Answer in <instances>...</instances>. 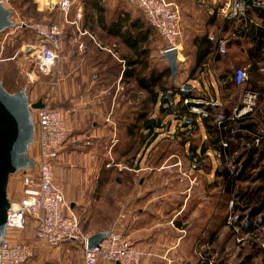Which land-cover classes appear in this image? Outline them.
I'll return each mask as SVG.
<instances>
[{"label":"crops","instance_id":"0c3cea01","mask_svg":"<svg viewBox=\"0 0 264 264\" xmlns=\"http://www.w3.org/2000/svg\"><path fill=\"white\" fill-rule=\"evenodd\" d=\"M58 2L59 0H39L37 2L38 10L51 11L57 8L56 4ZM73 2L77 6L76 12L72 17H70L72 11L70 12L67 21H65L69 25L68 27L63 26L65 31L61 42V50L62 48L64 50V60H62L63 65L58 70L61 79L57 84L60 93L56 98H53V102L56 106L54 108L62 111L61 100L64 96L69 103L68 108L73 104L78 107L79 112L76 111L77 109L75 112L73 111L76 114L72 113L70 119L69 115H66L69 134L63 146L64 148L70 145V147L76 149L70 155L66 154V157L60 155L55 167V183L63 191L67 202L70 204L71 211L80 220L82 231L85 228L84 234L89 238L110 230L124 233L131 237L138 248L145 253L144 264H171L173 260H181L184 256L189 257L190 249L185 254L182 246H186L188 243L191 245L192 234L187 236L183 235V232L188 230L189 220L201 216V214L199 215L200 210L203 208L207 210L209 206H213L211 196L214 194L215 188L210 187V184L215 180L214 173L204 175L202 171L196 170L186 157L188 154V147H186L183 150L185 164L183 165L184 162L181 161L179 170L176 173L182 175L177 180L176 188H165L164 186L163 190H151V175L144 173L147 169L150 170V167L145 168L144 166L145 161L147 163L149 161L148 155L151 147L144 148L138 154L140 167L137 170L138 173H143L139 180V185L142 188L121 200H119V197L111 195H109L110 200L103 199L107 197L109 193L107 191L109 190L107 187L99 189V179L101 176L106 182L107 177L101 174L92 176V173L94 171L99 173L103 166L107 171L114 167L117 159L114 157L119 153L120 147L127 143L126 141H131L124 128L120 131L119 127L121 126L117 124V120L119 118L121 120L125 118L126 120L128 116L135 113L134 103L138 104L140 101L147 99V93L140 89L134 79L129 78L126 79L129 81H122L125 68L130 69L127 62L134 60L132 45L125 41L129 38V34L134 35L136 31L134 26L136 19L129 12V7L131 8L134 3L132 0H73ZM192 2L196 4L194 0ZM201 10L205 11L207 22H209V25L206 26L210 30L211 28L218 29L216 33L213 30L209 32V36L212 40H216V37L219 40L220 35L218 33L224 32V27L220 28V22L217 25H210V20L214 15L221 20L226 19L221 17L214 8L212 10ZM239 22H237L238 25L237 23L231 25V29L226 33L233 32L232 34H234V31L240 25ZM141 25L143 29L144 25ZM148 28H151L149 24ZM145 30H148L147 26ZM149 33H146L145 42L141 44L142 51H146V54L141 56V61L146 58L148 60L150 54H152L151 36L153 33H157L154 29ZM207 34L208 31L193 38L191 49H189L190 54L182 55L183 47L178 49L177 62L179 70L174 83L177 87L186 89L188 85L201 90L202 85L194 80H201L202 78V80H205L203 87L214 89L217 94L216 103L221 104L223 101L227 102L225 97L228 99L229 96L232 98L237 97L236 92L243 86L235 84L237 88H234L236 91L233 92L228 88L226 82L221 84L220 69L218 66H213V63L217 64L215 57L213 61H209L211 66L207 67L199 78L197 65L202 48L198 39ZM251 37L252 35L236 37V40H239L240 48L238 50H241H239L241 57L235 58L236 65L231 66V73L228 76L230 82H234L236 71L239 68L246 67L249 63L252 64L251 51L256 48L258 43ZM217 41V47L225 50L224 46H218ZM228 41L226 40V42ZM78 44H80V47ZM230 49L235 53L237 47H229ZM262 49L264 50V44ZM232 51L229 53L233 54ZM164 54L160 56L159 60V66L164 65L162 70L169 68L168 62L163 59ZM235 56L237 57V55ZM109 59L123 66V71L120 72L118 80L106 75L105 71L109 66L107 60ZM147 63L149 66L148 75L151 65L150 62ZM262 71L264 72V67ZM99 78L101 79L99 80ZM110 78L114 80H109ZM66 80L74 81L69 83ZM124 90H126V93L120 94ZM179 99L180 97L177 98V101ZM185 101H188V103H185L189 104L190 100ZM235 108H232L231 117ZM63 110L67 109L64 108ZM148 114L150 115L149 109ZM37 134L38 126L36 125L35 137ZM28 153H30V150ZM73 153L75 156H73ZM210 153L211 151L208 154ZM212 153L220 163L213 151ZM32 159L36 161L37 149L36 155ZM77 160L79 163H75ZM73 161L75 162L73 163ZM187 162L189 163L187 164ZM100 165L102 168L99 167ZM12 176L9 179L7 188L8 198L10 201L19 202L21 200L22 182L20 180V183H17ZM159 177H162L161 181L167 180L164 174H159ZM191 179L200 183L193 185L191 188L188 187L184 191L181 187L188 186L186 181ZM111 181L112 179H110V184ZM158 191L166 194L168 192L167 195L174 193V195L180 197L177 203L179 208L176 206L175 212L171 215L164 209L163 202H160L164 200H158L156 204H151L156 201L157 195L154 194H157ZM113 205L115 209L118 208V211L122 209L124 212L125 210V214L119 217L117 211L115 212L116 215L113 216ZM188 206L190 209L186 211ZM184 213H187L189 218ZM212 217L213 215H210V220ZM29 228L34 230L35 238L41 244V250L35 254V248L31 245L34 248V256L27 264H84L83 248L79 245L69 243L57 248L50 247L37 239L35 221L31 217L28 218L26 226V229ZM76 257H78V260ZM186 261V264H193L190 259ZM99 264L111 263L100 262Z\"/></svg>","mask_w":264,"mask_h":264},{"label":"trees","instance_id":"16d2710c","mask_svg":"<svg viewBox=\"0 0 264 264\" xmlns=\"http://www.w3.org/2000/svg\"><path fill=\"white\" fill-rule=\"evenodd\" d=\"M248 14L251 24L247 28H243L245 25L243 21L229 22L219 19L216 15L210 20V25H217L220 22V28L224 27V32L229 31L231 25L239 22L240 25L234 32L238 33L243 29L247 33L244 32L240 34L241 36L252 35L251 39L258 43L251 51L252 66L246 86L250 91L259 94V105L253 114L242 119H232L231 104H226L225 101L221 104L216 103V91L212 88H204L205 80L202 78L194 80L202 85V89L197 90L188 85L189 89L177 87L171 81V70L168 67L160 71L151 68L147 75L148 63L145 59L143 61L140 59L146 54V51H142L141 44L145 42L146 33L150 34L153 28H147L146 31L137 21L134 23L136 29L134 35L129 34V38L125 39L134 50V60L127 62L130 69L125 68L123 71L120 63L109 59L107 60L109 66L105 71L107 76L116 79L123 71V82L132 78L140 89L147 93L146 100L138 104L134 103L135 113L126 120L124 118L126 124L123 128L131 139L129 142L137 139L138 142L124 143L119 152L122 151L121 154L127 155L133 147L138 148L136 153H140L144 148H153L158 143V137L163 133H170L172 122H176L179 131H175L169 138L179 140L178 143L183 150L188 147L186 157L196 170L202 171L204 175L214 173L215 180L210 187L217 191L215 197L220 198L222 194L223 198L234 200L233 211L238 216V224L242 227L243 233L264 228V72L262 71L264 11L250 9ZM198 42L202 48L197 65L199 78L201 73L211 66L209 61H213L215 57L218 67L226 68L220 73L221 84L226 82L230 90L236 91L234 89L237 88L236 83L230 82L228 76L231 73V66L236 65L235 58L241 57V50H238L239 40L228 41V47H237L233 54L228 52L229 48L225 50L218 48L216 40H212L209 34L200 37ZM178 97H180L179 101H177ZM185 100H190L189 104H186ZM194 107L202 108L207 116L193 113ZM257 138H261L259 146L255 143ZM210 151L215 152V156L220 160L219 165L215 166L213 160L209 158ZM230 166H234L235 169L232 170ZM133 169H139L136 162ZM260 249L263 250L261 247Z\"/></svg>","mask_w":264,"mask_h":264},{"label":"rangeland","instance_id":"374dc122","mask_svg":"<svg viewBox=\"0 0 264 264\" xmlns=\"http://www.w3.org/2000/svg\"><path fill=\"white\" fill-rule=\"evenodd\" d=\"M36 1L39 2V0H10L7 3V6L12 8V20L17 23V25L23 24V27L18 29L12 28L0 34V82L11 94L26 90L30 103H34L41 99H48L51 106L56 107L55 103L53 102V98H56L60 93L57 87V84L61 79V77L58 75V70L61 65H63L62 60H64V50L62 48L60 60L58 61L53 72L49 75L41 73L38 66V54L29 49V47L35 44L36 41V35L30 26L37 23H61L62 26L68 27L69 24H66L65 20L63 21V15L60 13L58 8H55L51 11H40L38 10L39 6ZM168 1L172 3L181 14L182 35L179 40V47H183L182 55L190 54L189 49H191L193 38H195L198 34L206 33L207 31L209 34V32L212 30L214 33L217 32L218 29L211 28L210 30L206 26L209 25V22H207L205 11L199 9L196 4L192 2V0ZM76 7L77 6L75 3V5L72 7L73 9H71L72 12L70 11V17L74 16ZM129 12L134 15V18L138 23L144 25V29H146V26L148 28V24L143 17V14L135 4L131 8L129 7ZM232 33H226L222 31L219 32V40L216 37V41L218 40V46H224L225 49L229 48V43L226 42V40L236 39L237 37ZM150 43L152 46V54H150L149 59L146 60V58L145 61L150 62L152 70L156 69L157 71H160L164 69L163 64L161 67L159 66L160 56L165 53L167 44H165L162 38L155 33L152 34ZM153 45H155V47H153ZM78 46L80 47V44H78ZM230 51L232 50L230 49L228 52ZM213 66L216 67L218 65L213 63ZM224 68L225 67L222 66L219 67L220 72H224ZM100 79L101 78H99V80ZM109 80L114 79L110 78ZM66 81L72 83L74 80ZM248 90L249 89L246 85L240 87L236 92L238 94L237 97L232 98L229 96L230 100L225 97L227 99L226 104H231L233 107L239 106L244 93ZM76 92H78V90H76ZM122 93H126V90L120 92V94ZM61 101L62 111L66 113L65 115H69V119L72 113L76 114L74 113L76 109V111L79 112L78 107L74 104L68 108L69 103L64 96ZM63 107L67 110H63ZM34 121L37 124V120L35 118ZM117 124L121 126L119 127L121 131L123 126L126 124V121L119 118V120H117ZM175 131L178 132L179 130H177L176 122H172V131L170 133H163L160 135V137H158V143L153 148H151L150 154L148 155V163L145 161L144 167H150V170L147 169L144 173L151 175V190H163L164 186L165 188H176L177 180L182 177V175L176 173L179 170L180 162H184L185 160V153L178 143L180 142L179 140L175 141L169 138L174 134ZM126 142V144H134L138 142V139L137 141L135 140L132 142ZM36 149L37 148L34 142L30 146V153H28V157L34 158L36 155ZM75 149L76 148L70 147V145L64 148L62 147L60 155H63L62 157H66V154L70 155V153H72V151ZM137 149V147H133L131 152H128L127 155L125 153V155L121 154L122 151L116 154L115 157L113 154V157L117 158L113 168L107 171L105 166L102 168L100 165L99 167L102 168L100 172L98 173L97 171H94L92 173V176L101 174L102 176L105 175L107 177L106 182H104V179L101 176L99 179V189L102 187H107L109 190L107 191L109 192L107 197L103 199L110 200L111 197H109V195H111L117 196L119 197V200H121L126 198L129 194H134V191L140 190L142 188L139 185V180L140 177L143 176V173H138L136 169H133L135 162L136 166L140 167V162L138 161L139 153H136ZM124 151L125 149H123V152ZM73 156H75L74 153ZM209 158L213 160V164L215 166L219 165V161L214 157L212 152L209 154ZM132 160H134V162H132ZM74 162L75 161H73V163ZM75 163H79V161L77 160ZM188 163L189 162H187V164ZM184 164L185 162L183 165ZM21 172L12 176L13 180L17 181V183H20ZM159 174H164L167 180L161 181L162 177H159ZM75 175L77 176V174ZM184 175L186 176V174ZM110 179H112L111 184ZM191 180L186 181L188 186L181 187L184 189V191H186V188H191L193 185L200 183H198L196 180ZM215 192L217 191H214V194L211 196L213 206H209L207 210L205 208L200 210L199 215L201 214V216H198L197 219L193 218L192 220H189V228L183 232V235L187 236L192 234V238L190 239L192 242L191 245L188 243L190 246L188 244L186 246H182L185 254L188 252V249H190V256H184L181 260H173L171 264H186V260L188 259H190V262L193 264H264V228L251 233H243L242 227L240 224H238V216L233 211V206L235 205L234 200L232 198H223L221 193L220 198H217L215 197ZM167 194L163 193L162 191H158L157 194H154L155 196L157 195L156 201L152 202L151 204H156L158 200H164L160 202H163L164 209L169 212V215H171L175 212L176 206L178 205V199L180 197H178V195H174V193H172V195ZM177 208L179 207L177 206ZM189 209L190 207L188 206L186 211ZM113 210L114 211L112 213L114 214L112 215L115 216V212L118 211V208L115 209V206L113 205ZM163 212L165 213V211ZM118 214L120 217L122 214H125V210L124 212L122 209L119 210ZM184 214L187 218H189L187 213ZM210 215H213L211 220ZM33 231V229L29 228L15 233L13 241H25L29 243L35 248V254H37L41 250V244L36 240ZM84 231L85 228H83V233ZM213 233L214 236H212ZM260 247L263 248V250L260 249ZM258 248L260 250H258ZM76 258L78 260V257ZM143 258H145V253ZM142 264H144L143 260Z\"/></svg>","mask_w":264,"mask_h":264},{"label":"built area","instance_id":"2783aa9c","mask_svg":"<svg viewBox=\"0 0 264 264\" xmlns=\"http://www.w3.org/2000/svg\"><path fill=\"white\" fill-rule=\"evenodd\" d=\"M9 1L0 0V4L12 11V8L7 6ZM132 1L149 26L166 42L165 53L173 49L178 50L182 35L180 11L168 0ZM194 2L200 9L214 8L221 17L230 22L243 21L245 24L243 28L251 24L248 14L250 9L264 11V0H194ZM56 5L63 19L67 21L74 5L73 0H59ZM22 25L15 28H22ZM30 28L36 35V41L29 49L38 54L41 73L49 75L60 60L64 27L61 23H37L32 24ZM244 32L247 33L242 29L234 33V36L241 37L240 34ZM251 66L249 63L248 66L236 71L234 82L238 86H244L249 81ZM43 102L46 104L45 108L33 111V118L37 120L38 126V134L34 140L37 147L36 166L21 172V200L10 201L6 234L0 244V264H27L34 256V248L30 244L13 241L15 233L26 229L30 217L35 221L36 237L41 243L56 248L69 243L79 244L83 248L84 264L100 262L142 264L144 253L134 240L114 230L108 231L106 238L97 247L88 248L89 237L83 233L79 218L71 211L63 191L55 183V167L69 131L67 117L61 110L54 109L48 99ZM258 103L259 94L246 91L241 104L234 109L232 119L239 120L253 114ZM192 112L207 116L201 108L194 107ZM260 141L261 138L255 140L257 146L260 145ZM230 168L235 169L234 166Z\"/></svg>","mask_w":264,"mask_h":264},{"label":"water","instance_id":"95a60500","mask_svg":"<svg viewBox=\"0 0 264 264\" xmlns=\"http://www.w3.org/2000/svg\"><path fill=\"white\" fill-rule=\"evenodd\" d=\"M15 27L17 23L12 20V11L0 4V34ZM177 56V49L169 50L163 56L173 83L179 70ZM45 107L42 99L30 103L26 90L11 94L0 82V244L6 234L7 212L11 208L7 192L9 179L36 166V161L28 157L36 134L33 111ZM107 235L108 231L90 237L88 248L97 247Z\"/></svg>","mask_w":264,"mask_h":264}]
</instances>
